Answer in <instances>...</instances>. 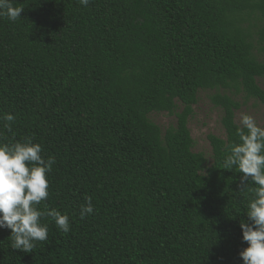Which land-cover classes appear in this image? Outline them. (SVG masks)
<instances>
[{"label":"trees","instance_id":"obj_1","mask_svg":"<svg viewBox=\"0 0 264 264\" xmlns=\"http://www.w3.org/2000/svg\"><path fill=\"white\" fill-rule=\"evenodd\" d=\"M13 5L21 17L0 18V117L15 121L0 120V143L30 137L55 156L46 203L70 231L45 218L48 239L25 253L0 229V264H243L255 185L222 161L236 112L264 105V0ZM208 91L225 130L208 137L210 158L189 128ZM162 113L176 118L165 131L150 118Z\"/></svg>","mask_w":264,"mask_h":264},{"label":"clouds","instance_id":"obj_2","mask_svg":"<svg viewBox=\"0 0 264 264\" xmlns=\"http://www.w3.org/2000/svg\"><path fill=\"white\" fill-rule=\"evenodd\" d=\"M87 7L91 0H78ZM23 8L14 7L13 0H0V18L15 22L21 17ZM3 127L12 131L15 117L10 113L0 117ZM235 123V121H234ZM239 143L226 144L222 161L224 169L235 168L240 176L241 187L246 190L249 183L255 185L254 197L248 201L247 220L240 222L242 242L247 244L239 253L243 264H264V127L255 118L241 113L236 124ZM43 148L33 143L32 138L13 143H0V229L11 232V247L21 252H31L38 242L48 239L45 218L54 221L62 233H69L67 214L47 206L50 182L48 174L56 162L55 156L45 159ZM81 205L80 217L93 214L91 197ZM44 203V209L39 206Z\"/></svg>","mask_w":264,"mask_h":264},{"label":"rangeland","instance_id":"obj_3","mask_svg":"<svg viewBox=\"0 0 264 264\" xmlns=\"http://www.w3.org/2000/svg\"><path fill=\"white\" fill-rule=\"evenodd\" d=\"M258 83L264 89V79H258ZM213 92H201L199 94V101L194 106V115L189 120V128L192 137L195 141L194 151L196 153H204L208 158L211 156V145L208 137L215 135L218 137H225V130L222 126L221 120L223 113L219 108H216L211 96ZM243 103L242 97H238ZM241 113H246L253 116L257 124L264 127V105L256 101H251L248 104H243L236 112V122L239 123ZM151 120L161 127L163 131L176 124V118L167 113L152 114Z\"/></svg>","mask_w":264,"mask_h":264}]
</instances>
